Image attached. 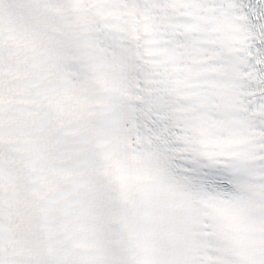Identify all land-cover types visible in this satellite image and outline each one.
Masks as SVG:
<instances>
[{
    "label": "snow or ice",
    "instance_id": "1",
    "mask_svg": "<svg viewBox=\"0 0 264 264\" xmlns=\"http://www.w3.org/2000/svg\"><path fill=\"white\" fill-rule=\"evenodd\" d=\"M0 264H264V0H0Z\"/></svg>",
    "mask_w": 264,
    "mask_h": 264
}]
</instances>
